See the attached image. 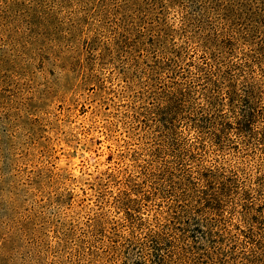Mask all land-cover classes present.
I'll use <instances>...</instances> for the list:
<instances>
[{"label":"trees","instance_id":"trees-1","mask_svg":"<svg viewBox=\"0 0 264 264\" xmlns=\"http://www.w3.org/2000/svg\"><path fill=\"white\" fill-rule=\"evenodd\" d=\"M34 2L41 28L58 11ZM53 2L70 9L87 67L122 62L120 87L106 92L92 73L82 85L104 104L119 99L137 133L123 164L92 183L113 211L88 224L110 241L105 256L264 264V0Z\"/></svg>","mask_w":264,"mask_h":264},{"label":"rangeland","instance_id":"rangeland-1","mask_svg":"<svg viewBox=\"0 0 264 264\" xmlns=\"http://www.w3.org/2000/svg\"><path fill=\"white\" fill-rule=\"evenodd\" d=\"M51 2L39 0L58 11L39 28L34 0H0V264H124L105 256L110 241L88 225L98 212L113 216L92 183L123 164L137 133L119 99L104 104L82 85L92 73L106 92L120 87L122 62L99 57L87 67L72 50L82 32L70 9Z\"/></svg>","mask_w":264,"mask_h":264}]
</instances>
